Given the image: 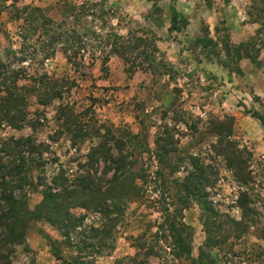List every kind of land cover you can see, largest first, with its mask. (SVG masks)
<instances>
[{"label": "rangeland", "instance_id": "rangeland-1", "mask_svg": "<svg viewBox=\"0 0 264 264\" xmlns=\"http://www.w3.org/2000/svg\"><path fill=\"white\" fill-rule=\"evenodd\" d=\"M68 2L84 12L76 21V25L89 32L84 37L83 50L74 59L64 53L65 45L55 43L53 55L46 59L51 46L49 37L40 39L31 35L24 41L20 29L25 23L14 11L25 5L40 6L46 17L50 15L61 22V13L70 5ZM12 3L8 1L11 6L0 14V59L19 73L20 85L26 88L38 85V90L29 94L26 106L27 119L34 126L29 122L15 128L5 118L8 114L0 112V149L13 139L31 138L28 146L15 148L25 154L27 179L16 195L23 201H19L23 210L18 217L27 229V243L12 248L14 264H67L66 261L75 262L79 255L89 256L90 263L88 258L81 259L84 264H117L119 259L138 255L144 257L146 264H187L185 248L189 249V237L183 239L185 248L180 249L182 243L173 240L169 224L174 215L190 226L192 254L197 256L206 238L202 221L206 216L203 203L195 198L185 199L181 186L193 169L191 155L201 157L206 176L218 173L214 175L216 184L206 187L213 207L236 219L242 218L236 201L245 186L213 150L214 145H219V136L211 132L214 128L211 123L217 117H235V139L253 152L252 169L258 182H264L259 177L264 173V120L252 115L258 111L264 117V0ZM175 11L179 18L184 17L185 27L181 31L171 29ZM94 31L105 39L95 38ZM138 31L147 33L156 43L148 41L125 58L112 54V45L101 43H106L107 35L114 33L127 41L130 33ZM206 35L212 39L209 45L204 43ZM111 37L113 43L114 36ZM23 43L26 44L23 52L11 53L24 47ZM235 47L243 50L241 60L231 58L227 52ZM142 49L146 53L139 58L137 54ZM39 99L48 104L40 103ZM166 142L170 143L166 146L170 152L163 162L178 165L171 166L173 169L165 167L157 174L162 149L158 145ZM11 145L12 142L7 143V147ZM31 145L33 151L28 148ZM130 148L140 153L135 156V169L142 168L137 180L139 189L112 234L116 236L113 250L102 248L101 253L94 255L99 236L94 227L103 228L98 213L73 209L84 220L81 227L79 223L71 229L69 224L61 229L31 215L44 199L45 185L61 169L68 175L69 187L74 188L76 178L86 175L83 170L90 169V163L94 164L88 171L90 176H101L107 162L97 160L103 159V153L128 157L126 151ZM126 160L130 161V157ZM114 174L112 170L105 178L112 179ZM100 186L108 187L105 183ZM250 187L257 205L249 215L256 222H264V184ZM20 204H16L17 212ZM185 205L188 208L184 209ZM165 208L168 212L163 211ZM263 232L264 223L251 224L240 238L234 237L233 232L226 242L211 250L221 260L228 258L229 264H264Z\"/></svg>", "mask_w": 264, "mask_h": 264}, {"label": "trees", "instance_id": "trees-1", "mask_svg": "<svg viewBox=\"0 0 264 264\" xmlns=\"http://www.w3.org/2000/svg\"><path fill=\"white\" fill-rule=\"evenodd\" d=\"M8 1L10 0H0V14L11 6V4H8ZM12 1V4H17L18 2V0ZM69 4L70 5L66 7V11L61 13V22L54 21V18L50 15L46 17L42 9H40V6L25 5L22 9L17 7L14 11L16 16L25 23L20 29V32L24 35V41L30 39L31 35H37L40 39H45V36L49 37L47 38L50 39L48 45L51 46H49V51H47L45 55L46 59L53 55L54 47H52V45L55 43L65 45L63 50L64 53L67 54L68 57H74V59L76 57L78 58V54H80L79 50H83L82 44L84 43V37H87L89 32L87 28L82 29L80 25H76V21L79 20L80 14H84V12H82V10L79 11L77 5H74V3L70 2ZM82 7L84 8L85 5ZM178 14L179 13L175 11L172 17L171 29L181 31L185 27L184 17L179 18L180 16ZM47 26H50V29L45 30ZM80 28L83 30V33H81ZM92 35L95 38L102 37L100 40L105 39L103 38L104 36L96 31H94ZM111 36H114L113 43L110 41L112 39ZM111 36L107 35V42L101 41V43L105 46L112 45L111 53L120 55L124 58L129 52H135L141 49V46L148 43V41L153 42V44L156 43L147 33H141L139 31L134 35L130 33L127 41L124 40V37L118 35V33H114ZM203 39L206 45L212 42V39L207 37V35ZM127 42L129 43L127 44ZM25 43H23L24 47H21V49L17 51L12 50L11 53L18 54L23 52L22 49L26 47ZM227 52L230 54L231 58L236 56L237 60H241L244 57L242 54L243 50L240 47H235V50L229 48ZM142 53L145 54L146 52L142 49V52H139L137 57L141 58L143 55ZM139 64L142 65V62ZM238 70L236 71L240 72V69ZM19 76L18 72L9 69V66L0 59V112L3 115L8 114L5 118H7L9 124L15 128H21L30 122V120L27 119L29 111L26 106L28 107L29 94L32 93L33 90H38L37 84L29 88L20 85ZM39 102L44 105L48 104V102L42 101L41 99H39ZM252 115L264 120V117L258 111ZM30 124L34 126L31 122ZM211 124L214 126L211 132H215L219 136V145H214L213 150L217 155L224 158L227 167L232 170L235 179L241 185L245 186L239 192L236 201L237 205L242 210V218L236 219L228 213H221L220 210H216L213 207V203L208 199L209 193L206 191V187H213L216 184L217 178L214 175L218 173L214 172L216 174L213 173L210 176H206V167L201 163V157L194 155L189 156L193 169L189 171L188 175L184 178L181 186H183V191L185 192V199L195 198L200 203H203V215L206 216V218L202 220L206 238L203 241L204 246L200 249V253L197 256H193L192 254L193 248L191 241H193V234L189 233L190 226L186 225L185 222L181 220V217L174 215L172 219H170L171 221L169 224L173 240L182 243L180 244V249L184 246L183 239L189 237V249L187 250L184 246L185 254L188 256L187 264H229L230 260H228V258L221 260V257L215 255L211 249L226 242L233 232H235L233 235L234 237L240 238L242 233L248 231L251 224L256 225L264 223L261 221L256 222L254 217L249 215V212L256 210L257 205L256 199L253 198L250 192L253 188L250 186L255 184L258 185V183L264 184V182H258V175L252 169L253 152L242 145L239 140L235 139V117L226 116L223 119L217 117L212 120ZM30 139V137L13 139L12 141L3 143V148L0 149V171L3 173L0 182V264H14L11 257V253L13 252L12 248L23 246L27 243V229L21 224L19 220L20 217H18L19 213H22L23 210V207L19 203V201L22 200H19L16 195V190L20 189V185L27 179V176L24 175V169L26 168L25 154H20L19 150L15 148L20 145L24 147L28 146L27 143ZM11 142L13 145L7 147V143L10 144ZM168 144L170 143L156 144L158 147H162L158 155L160 158L158 161L159 169L157 170V174L164 171L165 167L173 169L171 166L175 167L178 165L175 164V162L166 163L162 160L166 158L170 152V149L168 147L166 148ZM28 148L33 151V145ZM104 148L105 145L102 149ZM126 153L128 157H130V161L126 160L128 157L124 155L117 158L111 157L107 152L103 153V159L99 158L97 160V162L100 160L107 162L101 176H90L88 171L91 169V166L94 165L90 163V169L83 170L86 175L76 178L74 188L69 187L67 184L69 181L68 175L66 171L61 169V171L51 178V182L45 185L46 188L43 192L44 199L39 205V208H37L38 211L37 209L34 212L31 211V215L34 219L44 218L61 229H63L65 224H69L67 226L71 229L79 223L81 227L83 224L81 221L84 220V216L75 214L73 209L83 208L87 211L98 213L101 216L100 219L101 222H103V228L99 226L94 227L95 230L99 231V236L96 237V251L94 255L96 256L101 253L102 248L113 250L115 248L116 236L113 235L112 237V234L115 232L114 230L116 227L122 222L131 198L138 192L139 186L137 180L139 178V171L142 170V168H138V170L135 169V156L140 153L131 148L126 151ZM12 157L13 159H11ZM8 158L10 160H8ZM6 161L8 163H6ZM112 170H115L112 179H106L105 175ZM9 177L12 179H9ZM259 177L264 178V173L259 174ZM16 181H18V184ZM101 183H105L108 187L102 188L100 186ZM17 203L20 204L19 212L16 211ZM21 203H23V201ZM183 208H188V205L183 206ZM168 210V208L163 209L165 212H168ZM224 226H228V228ZM91 237L92 236H89L88 238L91 239ZM162 238L166 239L165 236ZM78 250L80 253L82 252V249ZM179 252L180 250L176 251V256L179 255ZM58 258L66 261L64 257L58 256ZM86 258H88V262L90 263L91 260L89 256L80 255L74 258L75 262L66 261V263L84 264L86 262H81V259ZM91 258L93 259L94 256L92 255ZM125 261L132 262V264H146V260L144 257H141V255L125 257L117 260L116 263L121 264Z\"/></svg>", "mask_w": 264, "mask_h": 264}]
</instances>
